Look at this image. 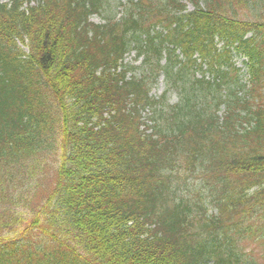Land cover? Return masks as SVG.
<instances>
[{"label": "trees", "instance_id": "1", "mask_svg": "<svg viewBox=\"0 0 264 264\" xmlns=\"http://www.w3.org/2000/svg\"><path fill=\"white\" fill-rule=\"evenodd\" d=\"M125 1L0 0V264H263L264 95L233 59L261 91L264 0ZM48 154L53 190L20 211Z\"/></svg>", "mask_w": 264, "mask_h": 264}, {"label": "rangeland", "instance_id": "2", "mask_svg": "<svg viewBox=\"0 0 264 264\" xmlns=\"http://www.w3.org/2000/svg\"><path fill=\"white\" fill-rule=\"evenodd\" d=\"M7 1V0H4ZM113 2V1H112ZM114 4V2H113ZM192 6L188 5V10L192 11ZM93 21L97 24H100L101 19L98 17H94ZM18 47L20 48V50L22 52H27L28 50V43H24V42H20V44L18 45ZM134 57L133 55L128 57V61L132 62L134 61ZM163 89V84L162 81L160 82L159 86L157 88H155V93L160 95L161 91ZM172 100L174 101V97L172 98ZM146 126V125H145ZM55 158L54 156H50L48 154L47 158H44V160H42V171L41 173L36 177V187L35 189H33V191H30L27 189V184L26 185H22L21 187H18V191L17 194L20 192H24L23 194L18 195L20 196V200L18 204H16V207L20 210V211H26V206L27 203L25 202V200L27 199L28 195H30L31 199V207L32 208H38V206L43 203L44 199L46 198V196L48 194H50V192L53 190L52 188L54 187L55 181H56V164H55ZM27 190V192L25 193V191ZM17 196V197H18ZM28 210V208H27ZM27 212V211H26ZM264 240L259 239L258 241H251V242H245L243 243V248L244 250H246L247 253H250L254 259H256L259 263H263L264 264Z\"/></svg>", "mask_w": 264, "mask_h": 264}]
</instances>
